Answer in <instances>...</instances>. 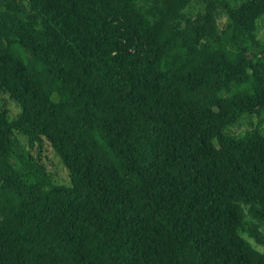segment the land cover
<instances>
[{
    "label": "trees",
    "instance_id": "obj_1",
    "mask_svg": "<svg viewBox=\"0 0 264 264\" xmlns=\"http://www.w3.org/2000/svg\"><path fill=\"white\" fill-rule=\"evenodd\" d=\"M263 15L0 0V264H264Z\"/></svg>",
    "mask_w": 264,
    "mask_h": 264
},
{
    "label": "rangeland",
    "instance_id": "obj_2",
    "mask_svg": "<svg viewBox=\"0 0 264 264\" xmlns=\"http://www.w3.org/2000/svg\"><path fill=\"white\" fill-rule=\"evenodd\" d=\"M201 5L197 2H194L188 9L187 12L194 14L195 12L201 9ZM257 38L262 42L264 46V15L258 21V32ZM248 44V42H247ZM6 99V103L8 107L11 109L12 114H16L18 108L16 104L6 96H3ZM264 118V114L261 116ZM260 119L257 116L245 115L240 118V120L232 127L228 128V131L236 136L245 138L252 135L255 129L259 127H264V120L262 123H259ZM261 124V125H260ZM21 143L25 144L26 141L20 135L18 136ZM40 158L42 162L46 165L47 169L51 172L54 182L59 184H68L69 183V172L68 170L62 165L59 157L53 151L51 146L45 142L40 149ZM260 249H262L260 247Z\"/></svg>",
    "mask_w": 264,
    "mask_h": 264
}]
</instances>
